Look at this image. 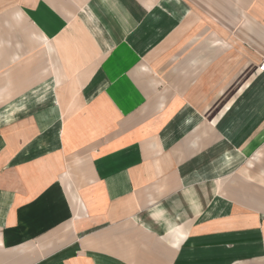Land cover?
Here are the masks:
<instances>
[{
    "label": "crops",
    "instance_id": "crops-1",
    "mask_svg": "<svg viewBox=\"0 0 264 264\" xmlns=\"http://www.w3.org/2000/svg\"><path fill=\"white\" fill-rule=\"evenodd\" d=\"M264 0H0V264H264Z\"/></svg>",
    "mask_w": 264,
    "mask_h": 264
},
{
    "label": "built area",
    "instance_id": "built-area-1",
    "mask_svg": "<svg viewBox=\"0 0 264 264\" xmlns=\"http://www.w3.org/2000/svg\"><path fill=\"white\" fill-rule=\"evenodd\" d=\"M258 71L261 73H264V60H262V62L260 63L258 67Z\"/></svg>",
    "mask_w": 264,
    "mask_h": 264
}]
</instances>
